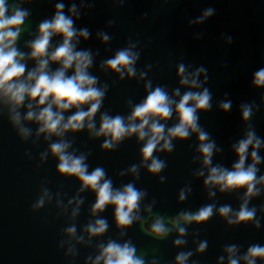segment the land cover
<instances>
[{
	"label": "water",
	"instance_id": "obj_1",
	"mask_svg": "<svg viewBox=\"0 0 264 264\" xmlns=\"http://www.w3.org/2000/svg\"><path fill=\"white\" fill-rule=\"evenodd\" d=\"M8 2L12 3V0ZM57 2L60 0H34L32 4L22 5L30 10L31 15L17 47L29 51L25 42L34 36H29L28 32L34 34L42 20L54 15ZM90 2L93 7L87 6ZM63 3L65 13L71 3L79 6L81 15L75 26L88 28L91 36L86 41L81 40L78 47L99 52L90 71L100 78V84L109 86L103 106L95 117L97 129L103 111L111 115H129L131 106L127 102L131 100L135 104L145 98L144 85L148 80L152 81L153 87L157 84L166 86L171 95L174 88L180 87L176 72L177 64L183 62L191 65L193 70L201 65L208 70L206 87L212 92L213 107L199 114V123L222 149L214 153L213 165L231 169L238 159L232 145L243 138L245 132L241 103L255 102L260 106L251 123L257 135L264 139V89H254L251 85L253 73L264 67V0H124V3L120 0H85L84 5L81 0H63ZM208 7L215 9L212 18L204 24L191 23ZM110 20L115 21L111 26ZM101 31L111 35L108 43L97 36ZM226 36L232 37L231 44L222 38ZM129 37L132 42L139 41L136 50L141 52V57L136 64L137 75L125 76L121 80L118 74L102 70L100 64L113 56L118 48L126 46ZM61 39L53 37L52 43ZM26 62L29 69L35 66V61ZM50 67L55 70L58 65ZM141 70L148 73L144 79L140 77ZM199 79L202 80L203 75ZM187 90L181 88L182 93ZM222 99L232 101L230 111L219 110L217 105ZM20 111L25 114L26 107ZM74 111L70 109L65 116ZM175 122L174 118L167 121L168 126ZM24 123L32 129L27 140L20 136L19 130L10 122L8 109L0 103V264H93L99 255V245H106L109 240L119 243L131 240L137 248V255L145 254L146 264H151L154 258L158 264H176L177 254L188 251L193 254L186 264H228L227 246H238L237 257H242L252 244L264 246V185H257L261 189L260 195L251 197L248 205L257 208L256 219L260 220V227H255L251 221L246 225L228 224V218L219 215V207L228 204L233 212H237L247 189L221 193L216 187L212 189L215 195L209 196V189L203 184L208 170L203 167L202 158L194 159L199 157L195 135L186 141H174L172 153L155 152L154 155L166 160V169L153 175L147 171V166L139 167L137 179L135 174L127 171L142 161L140 149L143 142H137L135 136L126 138L116 149L109 151L102 148L104 137L91 136L86 127L80 132L65 134V138L73 141L69 151L75 149L77 154L88 155L89 172L102 166L114 187L133 182L137 188L147 191L139 210L142 219L127 229H119L113 206L109 205L105 211L93 216L91 207L95 193L90 190L80 192L79 180L61 176L56 171L58 160L51 153L41 159V153L58 138L52 137V141H45L43 135L37 138L38 126L34 122ZM251 151L249 148L246 166L252 163ZM258 151L264 158V146ZM256 167L259 169L257 178L264 176V159ZM199 169L204 170L205 176L195 174ZM122 171L125 172L123 176L119 174ZM160 176L166 179L161 182ZM43 188L49 189L52 200L46 199L43 208L33 210L31 206ZM185 188L191 191L187 193V199L181 201L180 190ZM73 197L77 201L83 200L75 217L72 212L77 203H69ZM153 201L152 211H146ZM207 204L216 205L213 216L200 224L182 222L187 233L181 237L170 221L176 220L182 211L194 213ZM156 216L163 217L171 229L168 235L156 237L145 228ZM99 217L107 219L109 227L103 235L89 237L84 228ZM73 224L76 233L69 237L65 229ZM121 231L127 235L121 236ZM79 236L84 239L78 242ZM177 239L186 243L177 246ZM204 240L208 246L199 252V243ZM72 246L74 250L69 252ZM240 264L244 261L241 260ZM256 264H264V261L257 260Z\"/></svg>",
	"mask_w": 264,
	"mask_h": 264
},
{
	"label": "clouds",
	"instance_id": "obj_2",
	"mask_svg": "<svg viewBox=\"0 0 264 264\" xmlns=\"http://www.w3.org/2000/svg\"><path fill=\"white\" fill-rule=\"evenodd\" d=\"M34 0H0V103L9 113V119L13 126L19 130L20 136L27 140L32 135V129L25 126L24 122H34L38 127L36 136L43 135L45 141H52V137L58 139L52 141L48 148L41 153V159L48 157L49 153L58 160L56 171L63 177H75L79 180L80 192L90 190L95 193V202L91 207V213L96 216L111 205L114 207L116 226L119 229H127L134 222L141 220L139 215L141 201L148 195L146 190L137 188L135 183L129 182L122 187H114L112 179L102 166H96L89 172V165L86 162L88 155L72 149L73 141L65 138L68 132L76 133L87 128L91 136L104 137L102 148L114 150L125 140L135 136L137 142H143L140 149L142 161L140 165H132L128 172L139 178V167L147 166V171L153 175L163 172L167 162L155 152L172 153L175 148L174 141H186L193 135L196 137V152L202 158L203 167L207 175L203 184L209 189V196L215 195L212 190L219 188L221 193L246 188L243 203L237 212H233L231 205H221L218 213L221 217L228 218V224H247L253 222L254 226L260 227V220L256 219L257 208L249 207L251 197L260 195L261 189L258 184L264 185V176L257 178L259 169L256 167L262 158L259 149L264 146V139L259 137L251 121L259 110L255 102L241 103V120L245 124L243 138L232 145V149L238 158L231 169L212 163L214 153L222 151L218 148L216 141L212 139L199 123L200 113L208 112L213 107V95L206 87L209 76L204 66L196 67L193 70L191 65L183 62L177 64L176 75L179 77L180 87L172 90L171 95L164 85L157 84L153 87L152 81L148 80L144 87L145 98L133 104L131 100L127 103L131 106L130 114L111 115L108 111L100 113L99 128L97 129L95 117L100 112L109 86L100 84V78L90 71L94 66L95 57L99 52L93 53L91 49L79 48L81 40H88L91 32L88 28H77L76 20L80 18V8L76 3H71L65 13L63 0L55 4V13L51 18L42 20L35 30L29 31V36L34 38L25 42L28 52L17 47L21 34L26 31L25 23L29 20L31 12L24 4H32ZM124 3V0H120ZM85 0H81L84 5ZM93 7V3L87 4ZM215 14V9L208 7L202 14L193 19L191 23L204 24ZM109 26L115 23L110 20ZM97 36L102 42L108 43L112 37L107 32H98ZM53 37L62 39L53 44ZM226 43H232V37H222ZM139 41L132 42L128 38L126 46L118 48L115 54L101 61L100 68L106 72H114L123 80L125 76L134 77L137 75L136 64L141 57L137 51ZM35 61V66L28 68L26 61ZM58 67L53 70L50 65ZM147 67L151 68V65ZM69 70L71 74L69 75ZM141 79L148 75L146 71H140ZM203 75V79H199ZM254 89H264V67L257 69L251 79ZM181 88L188 89L181 92ZM227 95V94H226ZM27 101V104H25ZM264 101V97H262ZM85 106H87L85 110ZM26 107V113L22 114L20 109ZM217 107L222 112H228L232 108L230 99H222ZM70 109L75 111L65 116ZM174 118L175 123L168 126L167 121ZM164 121V123H161ZM251 151L252 163L246 166ZM121 176L125 172L119 173ZM197 176H205L203 169L195 173ZM166 179L160 176V181ZM190 188L180 190L179 199H187ZM46 199L52 200V195L47 188L42 189V194L37 198L32 209H41ZM77 208L73 209L72 216L75 217L79 211V204L83 200H76ZM59 203V201H58ZM152 204H149L146 211L151 212ZM264 207V206H262ZM216 209L215 204L201 206L196 212L182 211L176 220L170 221L181 237L187 233L183 224L203 223L208 221ZM109 227L107 219L99 217L94 222H89L84 231L89 237L103 235ZM148 231L156 237H164L171 231L164 222V218L156 216L149 225ZM69 237L75 236L76 226L73 224L65 229ZM121 236L127 235L121 231ZM83 236L77 237V241L83 240ZM183 239H177V246L185 244ZM208 246L206 240L199 243L198 251L203 252ZM74 246L69 248L73 252ZM228 264H256L257 260L264 261V246L252 244L242 257H237L238 246L232 244L226 247ZM193 253L191 251L181 252L176 256V264H186V261ZM91 260V257L88 258ZM221 261L223 257L220 258ZM146 264L145 254L137 255V248L131 240L119 243L116 240H109L106 245H99V255L93 264ZM151 264H158L154 258Z\"/></svg>",
	"mask_w": 264,
	"mask_h": 264
},
{
	"label": "trees",
	"instance_id": "obj_3",
	"mask_svg": "<svg viewBox=\"0 0 264 264\" xmlns=\"http://www.w3.org/2000/svg\"><path fill=\"white\" fill-rule=\"evenodd\" d=\"M151 221H152V220L148 221V223L145 225V228H146V229H147V225H149ZM147 230H148V229H147Z\"/></svg>",
	"mask_w": 264,
	"mask_h": 264
},
{
	"label": "flooded vegetation",
	"instance_id": "obj_4",
	"mask_svg": "<svg viewBox=\"0 0 264 264\" xmlns=\"http://www.w3.org/2000/svg\"><path fill=\"white\" fill-rule=\"evenodd\" d=\"M153 220V219H152Z\"/></svg>",
	"mask_w": 264,
	"mask_h": 264
}]
</instances>
